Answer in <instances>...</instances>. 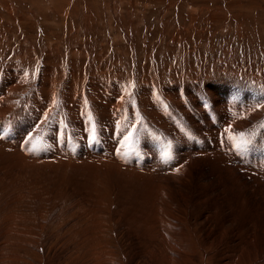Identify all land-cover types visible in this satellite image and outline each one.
Listing matches in <instances>:
<instances>
[{"label":"rangeland","instance_id":"374dc122","mask_svg":"<svg viewBox=\"0 0 264 264\" xmlns=\"http://www.w3.org/2000/svg\"><path fill=\"white\" fill-rule=\"evenodd\" d=\"M122 1L107 15L104 0H0V149L22 158L0 164V181L22 186L0 182V264H264V0ZM197 7L205 12L194 16ZM82 8L98 16L86 20L96 29L69 41ZM43 64L52 68L45 77ZM97 79L125 85L126 95L88 100L85 84ZM146 85L140 102L135 90Z\"/></svg>","mask_w":264,"mask_h":264},{"label":"bare ground","instance_id":"6f19581e","mask_svg":"<svg viewBox=\"0 0 264 264\" xmlns=\"http://www.w3.org/2000/svg\"><path fill=\"white\" fill-rule=\"evenodd\" d=\"M110 1V6H109V2ZM119 2V0H108V1H106V0H104V2L102 3V5H103V7H102V13H106L107 11H109L110 9H108V8H111V9H114L115 8V3L116 2ZM130 2H128L127 4H129V6L132 4V5H134V0H129ZM178 1V0H177ZM112 2H114V4H112ZM121 3H122V5L123 6H125L126 4L124 3V1H122L121 0ZM115 5V6H114ZM171 5H173V3L171 4ZM180 5V4H179ZM146 7H148V5H145ZM121 7V6H120ZM182 7V6H181ZM122 8V7H121ZM59 9V10H58ZM61 9H62V6H61V8H60V6L59 5H57V6H55V12H56V17L57 18H59V21L60 22H62L63 23V28H67V26L65 27V25H66V23L67 24H70V22H69V19H68V14H67V9L65 10V9H63L62 10V12H61ZM91 9V8H90ZM108 9V10H107ZM65 10V11H64ZM122 10L124 11V8H122ZM137 10V12H140L142 15H141V18L142 17H144V15H145V13H144V10H138V9H136ZM189 10L192 12V14L195 16V15H198L199 13H201V15H202V11H203V13L205 12L204 11V9L203 8H199L198 9V7H197V9H195V8H193V9H191V8H189ZM188 10V11H189ZM218 10V9H217ZM36 11V10H35ZM91 11H92V9H91ZM142 11V12H141ZM166 11L168 12V9H166ZM61 12V13H60ZM110 12V11H109ZM113 12V11H112ZM115 12V11H114ZM81 13H82V24H81V26L77 29V30H75V32H74V35H72L71 37H70V39L69 38H67V39H69V41H77V40H79V36H81V34L80 33H84V31L85 30H95L96 28L93 26V24L92 23H89V22H87L86 20H88L89 18H91V20H93L94 19V17H96V16H94L95 14H94V12L92 11L91 12V14H85V12H84V8H82V10H81ZM118 13V12H117ZM217 13V12H216ZM34 14V13H33ZM107 14V13H106ZM110 14V13H109ZM123 14V13H122ZM136 14V13H135ZM164 14H166V13H164ZM191 14V15H192ZM74 15V12H71V14H69V16H70V21H71V19H72V16ZM103 15V14H102ZM101 15V16H102ZM108 15V14H107ZM114 15V14H113ZM163 15V14H162ZM192 15V16H193ZM200 15V14H199ZM105 16V15H104ZM115 16V15H114ZM114 16H113V18H114ZM118 16V15H117ZM138 15L136 14V16H134V18H132V16H130L131 18H130V20L128 21L127 19H126V21H123V19H122V21H123V25H124V27H125V25H132L133 23V21H134V19H136V18H138L137 17ZM178 16V15H177ZM206 16V15H205ZM98 17V16H97ZM96 17V18H97ZM107 17V16H106ZM136 17V18H135ZM163 17H164V15H163ZM170 17V16H169ZM215 17V15H209L208 14V17H206V18H209V19H211L210 20V23L212 24V19ZM166 18V17H165ZM187 18V17H186ZM185 18V19H186ZM192 18V17H191ZM198 18V17H197ZM196 17H193V19L196 21V19H197ZM205 18V19H206ZM56 19V18H55ZM103 19V18H102ZM143 19V18H142ZM179 19H180V17H179ZM179 19H178V21H179ZM104 20V19H103ZM110 20V19H109ZM120 20V19H119ZM144 20V19H143ZM167 20V19H166ZM188 20V19H187ZM192 20V19H191ZM199 20V19H198ZM121 21V22H122ZM128 21V23L127 24H125V22H127ZM141 21V20H140ZM186 21V20H185ZM100 23L101 22H104V21H102V20H100L99 21ZM97 23L98 24V26H99V24L100 23ZM142 22V21H141ZM166 22V21H165ZM187 22V21H186ZM189 22H191L190 20H189ZM61 23V24H62ZM140 23V22H139ZM143 23V22H142ZM195 23V22H194ZM193 23V24H194ZM196 23H199V22H196ZM220 23V22H219ZM73 25H74V23H72ZM104 24V23H103ZM105 24H107L106 22H105ZM110 24V23H109ZM187 24V23H186ZM189 24H191V23H189ZM200 24V23H199ZM58 25H59V23H58ZM117 25V24H116ZM121 25V24H120ZM123 25H121V26H123ZM140 25V24H139ZM142 25V24H141ZM165 25H167V24H165ZM164 25V26H165ZM185 25V24H184ZM192 25V24H191ZM208 25V24H207ZM240 25V24H239ZM105 26V25H104ZM118 26V25H117ZM163 26V27H164ZM189 26V25H188ZM201 25H199V27H200ZM108 26H106V28H107ZM110 27V26H109ZM116 27V26H115ZM167 27V26H166ZM172 27V26H171ZM177 27V26H176ZM179 27V31H181L182 29H183V26L181 25V22H180V25L178 26ZM182 27V28H181ZM185 27V26H184ZM193 27H194V25H193ZM192 27V28H193ZM195 27H198V25L197 26H195ZM103 28V27H102ZM122 28L123 27H121V29H120V31L122 30ZM127 28V27H126ZM132 28H133V26H132ZM170 28V27H169ZM188 28H190V27H188ZM97 29H98V27H97ZM104 29H105V27H104ZM114 29H116V28H114ZM124 29V28H123ZM177 29V28H176ZM197 29V28H196ZM203 29V28H202ZM208 29H210V28H208ZM213 28H211V30H212ZM84 30V31H83ZM118 30H119V28H118ZM130 30V29H129ZM210 30V31H211ZM164 31V30H163ZM167 31V30H166ZM175 31V30H174ZM174 31H172L171 33H173ZM177 31V30H176ZM184 31H186V30H184L183 29V33H186L187 34V32H184ZM101 32V31H100ZM125 32H127V30L125 31ZM167 32H170V31H167ZM182 32H180V33H182ZM193 32V31H192ZM82 33V34H83ZM104 33V32H103ZM131 33H132V31H131ZM165 33V32H164ZM175 33V32H174ZM179 34V33H178ZM162 35V34H161ZM166 35V34H165ZM174 36L176 35V34H173ZM191 35V34H190ZM195 35V34H194ZM193 35V36H194ZM104 36V35H103ZM116 36H118V35H116ZM122 36V35H121ZM121 36H119V37H121ZM136 36H137V34H136ZM181 36V35H180ZM189 36V35H188ZM196 36V35H195ZM76 37V38H75ZM104 37H106V36H104ZM166 37V36H165ZM177 37V36H176ZM186 37V36H185ZM116 38V44H118L120 47H122V45L124 44L121 40L123 39L122 37H121V39L120 38H118V37H115ZM131 38V37H130ZM212 38V37H211ZM61 39V38H60ZM161 39V38H160ZM166 39V38H165ZM164 39V40H165ZM173 39H175L176 40V38L175 37H173ZM182 39V38H181ZM81 40V39H80ZM98 38H97V36H94V38H92L91 39V42L92 43H97V45H99L98 47H100V48H102L101 49V51H105V46H103V44L101 43V42H103V41H99L100 43L98 44ZM108 40H110V39H108ZM130 40V39H129ZM134 40V39H133ZM171 40V39H170ZM179 40V39H178ZM69 41H68V44H69ZM81 41H83V40H81ZM88 42H90V39H88L87 40ZM119 41V42H118ZM80 42V41H79ZM118 42V43H117ZM162 42H163V40H162ZM165 42H166V40H165ZM177 42V41H176ZM184 42V41H183ZM247 42V41H246ZM114 43H115V41H114ZM168 43H169V41H168ZM171 43H172V41H171ZM178 43H180V42H178ZM185 43V42H184ZM52 44V43H51ZM72 44V43H71ZM78 44V43H77ZM107 44H109V43H106V45ZM121 44V45H120ZM177 44V43H176ZM92 45V44H91ZM94 45V44H93ZM156 45V44H155ZM158 45V44H157ZM165 45V44H164ZM169 45V44H168ZM184 45V44H183ZM211 45V44H210ZM46 46V45H45ZM69 46V45H68ZM74 46V45H73ZM77 46H79V45H77ZM119 46L117 47L118 49H120L119 48ZM126 46V45H125ZM139 46V45H138ZM173 45H171L170 47H172ZM182 46V45H181ZM48 47V46H47ZM86 47V46H85ZM107 47V46H106ZM163 48H164V46H162ZM168 47V46H167ZM166 47V48H167ZM169 47V48H170ZM50 48V47H49ZM59 48V47H58ZM112 48H114V47H112ZM126 48V47H125ZM124 48V49H125ZM156 48V47H155ZM161 48V47H160ZM73 49V48H72ZM85 49V48H84ZM91 49V48H90ZM122 49H123V47H122ZM121 49V50H122ZM91 50H93V49H91ZM94 50H95V48H94ZM96 50H97V48H96ZM120 50V51H121ZM161 50V49H160ZM164 50V49H163ZM85 51H87V49H85ZM125 51V50H124ZM167 51V50H166ZM45 52H47V51H45ZM51 52V51H50ZM53 52H54V50H53ZM52 52V53H53ZM76 52V51H75ZM80 52V51H79ZM96 52V51H95ZM98 52V51H97ZM90 53H92V51L90 52ZM106 53V52H105ZM143 53V52H142ZM148 53V52H147ZM228 53V52H227ZM58 54V53H57ZM86 54V53H85ZM84 54V55H85ZM93 54V53H92ZM107 54V53H106ZM114 54V53H113ZM117 54V53H116ZM123 54H125V52L123 53ZM136 54V53H135ZM167 54V53H166ZM229 54V53H228ZM49 56H51L52 54L50 53V54H48ZM90 55V54H89ZM102 55V54H101ZM122 55V54H121ZM184 55V54H183ZM92 56V55H91ZM95 56V55H94ZM124 56V55H123ZM146 56V55H145ZM147 56H148V54H147ZM147 56H146V58H147ZM56 57H60V55L58 54ZM99 57V56H98ZM179 56H177V58H178ZM84 58V57H83ZM86 58H87V56H86ZM91 58V57H90ZM104 58V57H103ZM181 58V57H180ZM222 58V57H221ZM23 59V58H22ZM85 59V58H84ZM95 59V58H94ZM96 59H97V56H96ZM95 59V60H96ZM186 59H187V57H186ZM148 60H149V57H148ZM156 60H157V58H156ZM222 60V59H221ZM91 61V60H90ZM190 61V60H189ZM217 61V60H216ZM222 61H224V60H222ZM118 62V61H117ZM56 64V63H55ZM153 66H155V65H153ZM253 66V65H252ZM55 67V66H54ZM160 66H158V68H159ZM189 67V66H188ZM143 68V67H142ZM146 68V67H145ZM165 68V67H164ZM193 68V67H192ZM52 68H51V66L50 67H47L45 64H43V66H42V68H41V71H42V77H45L47 74H49V71L51 70ZM91 69V68H90ZM110 69V68H109ZM149 69V68H148ZM187 69V68H186ZM190 69H191V67H190ZM147 70V69H146ZM160 70V69H159ZM158 70V71H159ZM165 70V69H164ZM193 69H191L190 70V72L192 71ZM75 71V70H74ZM103 70H99V73L101 74V72H102ZM163 71V69L161 70V72ZM166 71V70H165ZM205 71V70H204ZM210 71V70H209ZM80 72V71H79ZM137 72V71H136ZM185 72V71H184ZM188 72H189V70H188ZM188 72H185V73H187L188 74ZM189 72V73H190ZM202 72V71H201ZM207 72V71H206ZM253 72V71H252ZM31 73V72H30ZM90 73V72H89ZM88 73V74H89ZM163 73V72H162ZM166 73V72H165ZM164 73V74H165ZM169 73V72H168ZM248 73V72H247ZM250 73V72H249ZM19 74V73H18ZM22 74H24L25 76H26V74H28V73H22ZM95 74V73H94ZM157 74V73H156ZM173 74H175V73H173ZM178 74V73H177ZM182 74V73H181ZM197 74V73H196ZM17 75V74H16ZM96 75V74H95ZM159 75H161L162 76V74H159ZM195 74H193V76H194ZM247 75V74H246ZM19 76V75H18ZM41 76V75H40ZM97 76V75H96ZM152 76V75H151ZM157 76V75H156ZM186 76V75H185ZM189 76V75H188ZM192 76V77H193ZM196 76H198L199 77V75H196ZM196 76H194V78L193 79H195V80H197L196 79ZM8 77V76H7ZM29 77H30V74H29ZM86 77V76H85ZM100 77V76H99ZM102 77V76H101ZM163 77V76H162ZM180 77V76H179ZM76 78H79L80 79V81L81 80H84V79H82L81 78V74H79V75H77V76H75L74 78H73V76H72V78L71 77H68V80H67V86L69 87L70 86V88H71V86L73 87L75 84H77V80H75ZM103 78V77H102ZM101 78V79H102ZM244 78V77H243ZM246 78V77H245ZM6 79H8V78H6ZM48 79V78H47ZM90 79V78H89ZM92 79V78H91ZM91 79H90V82H91ZM96 79V78H95ZM112 79V78H111ZM146 79V78H145ZM156 79V78H155ZM183 79V78H182ZM256 79V78H255ZM43 80V79H42ZM104 80V79H103ZM102 80V81H103ZM157 80V79H156ZM189 80V79H188ZM243 79H241V81H242ZM46 81V80H45ZM85 81H87V80H85ZM100 79H97V80H95V83H94V85L92 84L91 85V83H89L88 81H87V84H85V85H88L87 86V88H85L86 89V93H87V95H89L88 96V100L90 99L91 100V98H93V100L95 99V98H100V97H102V96H104L103 94H107V98L109 97V96H112V94H114V95H116V94H118V95H123L124 96V94L126 95V90L124 91V88H122L123 86H125V85H120V83H117V82H115V83H113L112 85H110V83H106V82H102ZM107 81V80H106ZM113 80H111V82H112ZM160 81V80H159ZM186 81V80H185ZM256 81V80H255ZM43 82V81H42ZM84 82V81H83ZM240 82V81H239ZM260 82V81H259ZM258 82V83H259ZM93 83V82H92ZM65 85V84H64ZM255 85V84H254ZM77 86V85H76ZM180 86V85H179ZM191 86V85H190ZM47 87V86H46ZM168 87V86H167ZM170 89V88H169ZM6 90V89H5ZM84 90V89H83ZM7 91V90H6ZM174 90H169V92L168 93H171V92H173ZM264 91V90H263ZM134 92V91H133ZM150 92H152V88L151 87H149L148 85H146L145 87H143V89H136L135 90V93H134V97H136V98H138L139 99V101L141 102V98L143 97V100H144V94L146 93H150ZM175 92V91H174ZM173 92V93H174ZM5 93V92H4ZM45 93V92H44ZM85 93V94H86ZM167 93V92H166ZM177 93V92H176ZM175 93V97H176V94ZM82 94V93H81ZM110 94V95H109ZM164 94V93H163ZM45 95V94H44ZM43 95V97H45ZM80 95V94H79ZM102 95V96H101ZM144 95V96H143ZM168 95V94H167ZM167 95H165V97L167 96ZM170 95V94H169ZM190 95V94H189ZM42 96V95H41ZM91 96V97H90ZM171 96V95H170ZM179 96V95H178ZM63 97V96H62ZM87 97V96H86ZM147 97H148V95H147ZM163 97V96H162ZM168 97V96H167ZM166 97V98H167ZM186 97V96H185ZM82 98V97H81ZM105 98V97H104ZM104 98L103 99H101V100H104ZM114 98V97H113ZM169 98V97H168ZM3 99V98H2ZM66 99V98H65ZM117 99V98H116ZM176 99V98H175ZM178 99H179V97H178ZM177 99V100H178ZM195 99V98H194ZM107 100V99H106ZM111 100V99H110ZM109 100V101H110ZM146 100H147V98H146ZM165 100V99H164ZM171 100V99H170ZM6 101V100H5ZM5 101H3V102H5ZM26 101V100H25ZM123 101V100H122ZM173 101H175V100H173ZM106 102V101H105ZM124 102V101H123ZM142 102H144V101H142ZM146 102V101H145ZM149 102V101H148ZM151 102V101H150ZM179 102H181L180 101V99H179ZM12 103V102H11ZM10 103V104H11ZM46 103V102H45ZM77 103V102H76ZM90 103V102H89ZM115 103V102H114ZM177 103V102H176ZM189 103V102H188ZM6 104V103H5ZM8 104V103H7ZM28 104V103H27ZM97 104L99 105V108H100V104H101V101H97ZM106 104V103H105ZM182 104V103H181ZM33 105V104H32ZM62 105V104H61ZM70 105H72V104H70ZM79 105V104H78ZM89 105V104H88ZM102 105H104V103H102ZM113 105V104H112ZM145 105V104H144ZM176 105V104H175ZM44 106V105H43ZM81 106H82V104H81ZM111 106V105H110ZM114 106H115V104H114ZM146 106V105H145ZM180 106V105H179ZM256 106V110H257V105H255ZM262 106H263V104H261L260 105V107L262 108ZM19 107V106H18ZM24 107V106H23ZM46 107V106H45ZM53 107V106H52ZM74 107V106H73ZM105 107V106H104ZM113 107V106H112ZM111 107V108H112ZM152 107V106H151ZM176 107H178L177 105H176ZM259 107V106H258ZM77 108V107H76ZM87 108H88V106H87ZM110 108V107H109ZM108 108V109H109ZM115 108V107H114ZM2 109V108H1ZM23 109V108H22ZM66 109V108H65ZM102 109V108H101ZM107 109V110H108ZM182 109V108H181ZM5 110V109H4ZM14 111H16V112H18L19 111V109H13ZM64 110V109H63ZM67 110V109H66ZM84 110V109H83ZM97 110V109H96ZM100 110V109H99ZM113 110V113H115V111H114V109H112ZM119 110V109H118ZM259 110V109H258ZM0 111H2V110H0ZM14 111H13V114H15L14 113ZM20 111H23V113L25 112V109L24 110H20ZM181 111V110H180ZM179 111V112H180ZM34 112V111H33ZM56 112V111H55ZM76 112H78L77 110H76ZM101 112H102V110H101ZM109 112V111H108ZM112 112V111H111ZM130 112V111H129ZM185 112V111H184ZM259 112V111H258ZM2 113V112H1ZM27 113V112H26ZM39 113V112H38ZM69 113V112H68ZM100 113V112H99ZM119 113V112H118ZM5 114V113H4ZM18 114H19V112H18ZM70 115L72 114V113H69ZM117 114V113H116ZM115 114V115H116ZM122 114V113H121ZM257 114V113H256ZM68 115V114H67ZM73 115H74V113H73ZM76 115V114H75ZM108 115V114H107ZM177 115H178V113H177ZM20 116H22V114H20ZM114 116V115H113ZM130 116V115H129ZM1 117V116H0ZM10 117V116H9ZM16 117H19V115L18 116H16ZM26 118H27V116H25ZM86 117V116H85ZM124 117H125V115H124ZM127 117V116H126ZM125 117V118H126ZM152 117V116H151ZM156 117V116H155ZM155 117H153V118H155ZM11 118V117H10ZM24 118V117H23ZM29 118V117H28ZM57 118H58V116H57ZM81 118V117H80ZM130 118H132V117H130ZM240 118V117H239ZM15 119V118H14ZM13 119V120H14ZM17 119V118H16ZM15 119V120H16ZM50 119H51V117H50ZM58 119H60V118H58ZM73 119V118H72ZM114 119V118H113ZM116 119V118H115ZM150 119V118H149ZM9 120V119H8ZM10 120H12V119H10ZM19 120V119H18ZM55 120V119H54ZM106 120V119H105ZM134 120V119H133ZM153 120V119H152ZM233 120V119H232ZM240 120V119H239ZM7 121V120H6ZM45 121V120H44ZM52 121V120H51ZM58 121V120H57ZM141 121H143V120H141ZM154 121V120H153ZM238 121V120H237ZM237 121H236V126L238 127V125L240 126V124H238L237 125ZM134 122V121H133ZM149 122V121H148ZM156 122V121H155ZM234 122V121H233ZM2 123V122H1ZM12 123V122H11ZM96 123V122H95ZM98 123V122H97ZM103 123V122H102ZM112 123V122H111ZM135 123V122H134ZM167 123V122H166ZM238 123H239V121H238ZM79 124V123H78ZM228 124V123H227ZM76 125H77V122H76ZM233 125V124H232ZM80 126V125H79ZM148 126V125H147ZM162 126H164V124H162ZM196 126V125H195ZM62 127V126H61ZM126 127V126H125ZM229 127V126H228ZM245 127H246V125H245ZM83 128V127H82ZM197 128V127H196ZM235 128V127H234ZM43 129V128H42ZM74 129V128H73ZM200 129V128H199ZM237 129V128H236ZM239 129H240V127H239ZM84 130V129H83ZM88 131V130H87ZM241 131H242V129H241ZM81 132H82V130H81ZM210 132V131H209ZM83 133V132H82ZM87 133V132H86ZM73 135V134H72ZM134 135V134H133ZM213 135V134H212ZM88 136V135H87ZM66 137V136H65ZM123 137V136H122ZM213 137V136H212ZM76 138V137H75ZM74 139V138H73ZM59 140V139H58ZM128 140V139H127ZM82 141V140H81ZM4 143V142H3ZM6 143V142H5ZM215 143V142H214ZM2 144V143H1ZM57 144V143H56ZM3 145V144H2ZM2 145H0V146H2ZM5 146H6V144H4ZM11 146V145H10ZM128 146V145H127ZM53 147V146H52ZM117 147V146H116ZM210 147V146H209ZM2 148V147H1ZM60 148V147H59ZM123 148H125V147H123ZM6 150H7V148H5ZM73 149V148H72ZM79 149V148H78ZM214 149V148H213ZM1 150V149H0ZM62 150V149H61ZM67 150V149H66ZM116 150H117V148H116ZM116 150H114V151H116ZM5 151V150H4ZM3 151V152H4ZM68 151V150H67ZM71 151V150H70ZM81 151V150H80ZM215 151V150H214ZM2 152V150H1V152H0V164L3 166V167H14V166H17V164H18V162H20V160L22 159H17V158H13V159H10L9 157V153H3ZM58 152V151H57ZM205 152V151H204ZM209 152V151H208ZM64 153V152H63ZM195 153H198V152H195ZM200 153H201V151H200ZM207 153V152H206ZM206 153H205V155H206ZM219 153V152H218ZM218 153H215L217 156H218ZM42 154V153H41ZM66 154V153H65ZM72 154V153H71ZM115 154H116V152H115ZM214 154V153H213ZM105 155H109L108 153H106V154H104V156H102L103 157V159L105 158L106 159V161L108 162V163H110V161H111V156H105ZM196 155V154H195ZM202 155V154H201ZM201 155H200V157H201ZM211 154H209V155H207V158L210 156ZM53 156V155H52ZM56 156H58L57 158H60L61 160L62 159H65L66 157V155H63L62 153L61 154H56ZM56 156H53V157H56ZM91 156V155H90ZM95 156H99V155H95ZM213 156V155H212ZM46 157V155H43V156H34V161L37 163V161H40V160H45L44 158ZM93 157V156H92ZM195 157V156H194ZM221 157V156H220ZM223 157V156H222ZM221 157V158H222ZM50 158H51V156H50ZM69 158V157H68ZM79 158V157H78ZM99 158H101V156L99 157ZM114 158V157H113ZM118 158V157H117ZM123 160V162L125 161V162H127L128 164L130 163L129 161H127L124 157H121ZM187 158V157H186ZM210 158H212V157H209L208 159H210ZM67 159V158H66ZM73 159V158H72ZM71 159V160H72ZM187 159H189V157L187 158ZM191 159H193V158H191ZM195 159V158H194ZM198 159V158H197ZM202 159V158H201ZM203 159H205V158H203ZM202 159V160H203ZM215 159H216V157H215ZM51 160V159H50ZM68 160V159H67ZM120 160V159H119ZM53 161V160H52ZM69 161H70V159H69ZM188 161H190V160H188ZM200 161V160H199ZM209 161V160H208ZM208 161H206L207 163H208ZM212 161H214L213 159L211 160V162ZM218 161V160H217ZM220 162L222 161L221 159L219 160ZM218 161V162H219ZM34 162V163H35ZM98 162V161H97ZM118 162H121V161H118ZM191 162V161H190ZM68 163L69 162H66L65 160H63V164H64V169H62L63 171L64 170H66V168H67V166H68ZM122 163V162H121ZM182 163V162H181ZM199 163V162H198ZM110 164H112V163H110ZM114 164V163H113ZM117 164V163H116ZM124 164V163H123ZM222 164V163H221ZM46 165H47V163H46ZM124 165H126V164H124ZM147 165H149V164H147ZM146 165V166H147ZM178 165V168H180L179 167V164H177ZM180 165H182V164H180ZM214 165V164H213ZM39 166V165H38ZM51 166H54V167H56L55 169L57 170V171H59V172H61L60 171V165H51ZM118 166V165H117ZM137 166V165H136ZM212 166V165H211ZM216 166V165H215ZM252 166V165H251ZM250 166V167H251ZM81 167V166H80ZM153 167H155V166H153ZM236 167H239L240 168V166H236ZM242 167V166H241ZM250 167H248V168H250ZM2 168V167H1ZM35 168H38V167H33V170L35 169ZM174 168V167H173ZM6 169V168H5ZM24 169V168H23ZM97 169V168H96ZM112 169V168H111ZM123 169V168H122ZM136 169V168H135ZM142 169V168H141ZM176 169H177V167H176ZM242 169H243V167H242ZM8 170V169H7ZM236 170V169H235ZM89 171H92V170H89ZM94 171V175H95V171H97V170H93ZM129 172H130V170H128ZM145 171V170H144ZM231 171V170H230ZM251 171V170H250ZM255 171V170H254ZM253 171V172H254ZM3 173H5L4 172V170L2 171ZM139 172V171H138ZM140 172H142V171H140ZM139 172V173H140ZM147 172V171H146ZM150 172V171H149ZM148 172V173H149ZM152 172V171H151ZM226 172V171H225ZM252 172V171H251ZM256 172H258V173H260L261 171H256ZM9 173V172H8ZM7 172H6V174H8ZM66 172H61V173H58V174H60L59 176H61V177H63V175L65 174ZM157 173V172H156ZM250 173V172H249ZM118 174H120V173H118ZM144 174H145V172H144ZM254 174H255V172H254ZM9 175V174H8ZM126 175V174H125ZM129 175V174H128ZM252 175H253V173H252ZM6 176V175H5ZM65 176H66V174H65ZM64 176V177H65ZM130 176V175H129ZM254 176V175H253ZM259 177V176H258ZM14 178V177H13ZM143 178V177H142ZM157 178V177H156ZM45 179V178H44ZM254 179V178H253ZM2 182H4L5 183V185L3 186V183H2V187L5 189V188H10L11 190H13L14 188L13 187H15V185L18 187V186H21V185H19V184H17V183H14L13 182V180L11 179V177H4L2 180H1ZM0 181V182H1ZM20 181V180H19ZM18 181V182H19ZM186 181V180H185ZM240 181V180H239ZM254 181V180H253ZM256 181V180H255ZM260 181V180H259ZM9 182V183H8ZM17 182V181H16ZM59 182H60V180H59ZM258 182V181H257ZM262 182V181H261ZM8 183V186L9 187H7L6 186V184ZM157 183V182H156ZM159 183V182H158ZM13 184H15V185H13ZM60 184V183H59ZM152 184V183H151ZM150 184V185H151ZM154 184H155V182H154ZM183 184V183H182ZM57 185H58V183H57ZM44 186V185H43ZM62 186V185H61ZM183 186V185H182ZM2 187H1V189H2ZM12 187V188H11ZM16 187V188H17ZM22 187V186H21ZM109 187V186H108ZM151 187H153V186H151ZM57 188H58V186H57ZM148 188H149V186H148ZM7 189V190H8ZM18 189V188H17ZM23 190V189H22ZM26 190V189H25ZM158 190V189H157ZM170 190V189H169ZM9 191V190H8ZM15 191H13V193H14ZM18 192V191H17ZM24 192V191H23ZM56 192V191H55ZM153 192V191H152ZM157 192V191H156ZM21 193V192H20ZM46 193V192H45ZM159 193V192H158ZM17 194H15V196H16ZM14 196V195H13ZM17 197H18V195H17ZM47 198V197H46ZM65 198V197H64ZM12 199H14L15 200V198L13 197ZM19 199V198H18ZM18 199H16V201L18 200ZM20 199H21V197H20ZM158 204V203H157ZM161 208V207H160ZM163 208V207H162ZM159 209V208H158ZM177 212V211H176ZM9 213V216L7 217V218H10V220L11 219H13V217H17V215L16 214H12V213H10V212H8ZM161 214V213H160ZM8 215V214H7ZM187 216V215H186ZM6 220V219H5ZM13 220H15V219H13ZM156 220V219H155ZM8 222V221H7ZM10 222V221H9ZM11 224H12V222H10ZM14 223V222H13ZM14 225V224H13ZM12 225V226H13ZM6 226H7V224H6ZM8 227V226H7ZM16 227V226H15ZM14 227V228H15ZM17 229V228H16ZM163 236V235H162ZM165 238V237H164ZM4 239V238H3ZM2 239V240H3ZM25 241V240H24ZM3 243V242H2ZM22 244V243H21ZM189 257V255H188V253H184V255H182V259H184V260H187V258ZM186 258V259H185ZM232 260V259H231ZM183 264V263H182Z\"/></svg>","mask_w":264,"mask_h":264}]
</instances>
